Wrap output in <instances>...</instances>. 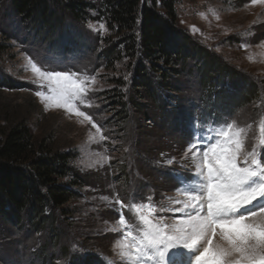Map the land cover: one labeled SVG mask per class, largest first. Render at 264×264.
<instances>
[{
  "label": "rangeland",
  "instance_id": "obj_1",
  "mask_svg": "<svg viewBox=\"0 0 264 264\" xmlns=\"http://www.w3.org/2000/svg\"><path fill=\"white\" fill-rule=\"evenodd\" d=\"M50 6L57 11L55 3ZM175 12L176 28L208 53L207 73H201L194 61H187L185 69L169 80L176 93H167L156 107L141 92L139 102L147 104L144 115L128 105V117L121 118L118 96L122 95L126 104L130 100L129 86L134 68L143 62L140 58L121 57L110 62L103 57L101 51L111 41L100 29L101 23L66 21L65 30L71 34L61 35L63 38L51 44L9 17L6 3L1 6L0 43L5 50L0 56V79L9 87L0 88V124L3 119L25 118L35 140H46L53 150L73 155L72 167L86 187L79 200L68 204L72 214L67 221L55 212L40 231L32 229L24 215L20 226L0 221V264H119L113 251L116 237L109 230L118 217L108 201L118 197L130 204L152 197L157 205L168 206L167 197L183 199L175 191L176 177L194 171L185 150L195 112L204 110L203 97L210 85L204 80L239 75L229 80L230 89L223 97L227 104L230 98L235 100V106L221 110L215 121L234 119L241 126L252 125L249 136H258L257 124L264 117V5H252L250 0H180ZM69 36L75 38L74 43H69ZM104 37L105 43L101 41ZM53 39L57 40L56 36ZM27 57L54 71L96 76L98 83L93 87L97 91L90 94L92 107L81 110L101 126L105 141L90 140V135L99 134L90 123H81L82 117L54 106L45 110L35 95L33 73L30 68L24 70ZM247 84L255 89L248 91ZM245 90L248 96L241 97ZM255 92V96L249 95ZM204 128L208 133H201ZM204 128L196 132L203 137V146L214 135L208 120ZM253 142H247L249 150ZM104 156L110 158L107 163ZM105 197L108 201L102 199ZM126 216L131 219L127 212ZM179 258L190 264V257Z\"/></svg>",
  "mask_w": 264,
  "mask_h": 264
},
{
  "label": "snow or ice",
  "instance_id": "obj_2",
  "mask_svg": "<svg viewBox=\"0 0 264 264\" xmlns=\"http://www.w3.org/2000/svg\"><path fill=\"white\" fill-rule=\"evenodd\" d=\"M250 3L264 5V0ZM99 27L107 31L103 23ZM29 68L35 95L46 111L52 106L65 109L96 130L98 137L90 135V140L107 139L92 115L81 110L92 107L95 75L54 71L27 57L24 70ZM205 123L190 126L185 155L194 171L176 177L175 191L183 199L167 197L165 206L152 197L130 204L118 197L102 198L118 217L109 230L116 237L113 251L119 264H181L182 256L190 257V264H264V117L257 124L258 136L252 137V125L241 126L234 119L213 121L214 135L201 147L203 137L196 132ZM249 139L254 141L250 150ZM109 159L102 157L105 163Z\"/></svg>",
  "mask_w": 264,
  "mask_h": 264
},
{
  "label": "trees",
  "instance_id": "obj_3",
  "mask_svg": "<svg viewBox=\"0 0 264 264\" xmlns=\"http://www.w3.org/2000/svg\"><path fill=\"white\" fill-rule=\"evenodd\" d=\"M178 1L0 0V8L6 3L9 17L30 27L32 35L51 44L57 42L61 35L70 33L71 30L69 33L65 30L66 21L82 25L88 22L103 23L109 34L106 38L111 41L108 47L102 49L103 57L110 62L121 57L132 61L140 58L143 61L134 68L129 86L132 93L130 100L126 104L122 101V95L118 96L121 100V118H127L128 105L132 111L144 115L147 104L141 106V92L156 107L163 103L161 98L165 99L167 93H176L177 88L169 80L185 69L187 61H194L201 73H207L205 66L209 57L206 50L176 28L175 5ZM50 2L55 3L57 11L52 10ZM90 13L94 16L91 17ZM55 36L57 40L53 39L52 42ZM73 40L75 38L70 39L69 36L70 44L74 43ZM104 40L105 37L101 39L105 43L107 40ZM4 50L5 46L0 43V56ZM237 76L233 74L228 78L221 76L204 80L210 84L203 97L205 114L215 113L219 116L221 110L235 106V100L230 98L227 104L223 97L230 89L229 80L238 79ZM3 80L0 79V88L5 89L9 84ZM247 86L248 91L255 89L249 84ZM243 93L241 97L247 94V90ZM249 95L255 96L256 92ZM2 121L0 221L20 226L24 215L35 231L42 230L52 221L55 212H59L67 221L72 214L68 204L79 200L81 189L86 187L72 167L73 155L53 150L46 140H35L25 118ZM86 262L79 261V264H90Z\"/></svg>",
  "mask_w": 264,
  "mask_h": 264
}]
</instances>
